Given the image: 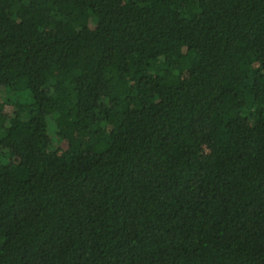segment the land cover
<instances>
[{"label":"trees","instance_id":"16d2710c","mask_svg":"<svg viewBox=\"0 0 264 264\" xmlns=\"http://www.w3.org/2000/svg\"><path fill=\"white\" fill-rule=\"evenodd\" d=\"M0 264H264V0H0Z\"/></svg>","mask_w":264,"mask_h":264},{"label":"rangeland","instance_id":"374dc122","mask_svg":"<svg viewBox=\"0 0 264 264\" xmlns=\"http://www.w3.org/2000/svg\"><path fill=\"white\" fill-rule=\"evenodd\" d=\"M48 133H49V135L53 134V127H52V125L50 123L48 125Z\"/></svg>","mask_w":264,"mask_h":264}]
</instances>
